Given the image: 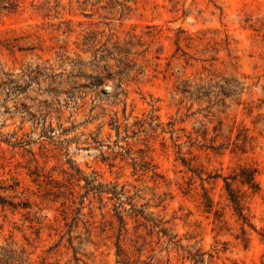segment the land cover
<instances>
[{
    "label": "rangeland",
    "instance_id": "obj_1",
    "mask_svg": "<svg viewBox=\"0 0 264 264\" xmlns=\"http://www.w3.org/2000/svg\"><path fill=\"white\" fill-rule=\"evenodd\" d=\"M240 167L260 187L233 183L244 228L224 182ZM116 184L215 264H264V0L0 2V264H124L117 225L96 245L77 238L78 262L54 248L85 187ZM104 197H83L96 226L114 213ZM135 227L129 260L191 264Z\"/></svg>",
    "mask_w": 264,
    "mask_h": 264
},
{
    "label": "trees",
    "instance_id": "obj_2",
    "mask_svg": "<svg viewBox=\"0 0 264 264\" xmlns=\"http://www.w3.org/2000/svg\"><path fill=\"white\" fill-rule=\"evenodd\" d=\"M16 0H0V2L7 3L10 6H14V2ZM136 36L133 35L131 38H135ZM133 39H131L129 42L125 43V46H133ZM87 40V38H86ZM127 49V48H125ZM127 52V51H126ZM111 54V53H110ZM98 59L95 56L96 61ZM93 64V63H92ZM125 68H123V71L131 72L134 70L135 64H130L129 62H126L124 64ZM120 67V65L118 66ZM100 75L96 77V81H99ZM95 85V84H93ZM119 95V94H118ZM116 123L117 127V133L120 135V129H121V123H119V119H116L113 121ZM126 131H128V128H126ZM144 161V159H142ZM144 163H146L144 161ZM134 169L135 174H137L138 171V164L134 163ZM142 170L144 171V168L142 166ZM256 174L257 169L250 168V167H240V172L236 173L234 175H231L229 177L224 178L225 182V189L227 193V200L229 201V204L234 212V215L237 217L238 221L241 222L242 228H244V224L247 223V218L244 215V204L243 199L244 195L240 193V190H237L233 188V183H238L243 187H247L248 190H250L253 193H256L260 190V187L258 183L256 182ZM156 176V173L153 177ZM118 185H113L110 189L104 190L102 186L98 187H89L86 186V193L84 196H82V200L80 201L81 207L77 209L76 214L77 216L73 219L72 223L69 224L68 231L60 236L59 242L54 246V248H58L59 246L63 245L64 247H67L69 250L71 249L73 252L74 259L76 262L80 261V259L77 257L79 254L80 247H76L74 245L75 240L78 238L80 239V245L83 243H95L91 238L95 235L96 237L102 236L107 230L113 229L115 225H117L118 235H117V257L121 262L124 264H164L162 262H157L154 259H147V260H136L131 261L129 258L126 257L125 251L121 245V236L123 231H127V226L129 224V221H133L136 224V229H143L146 234L150 237L156 236L158 238V243H164L166 248L172 247L178 251H184V254L182 255V258L186 261H189L191 264H215L213 262L214 254L208 251L203 250L202 248H196V247H184L180 244L181 240L177 238V235H172L169 233V229L166 227V224L168 222H164L161 218L154 217V213H146V209L148 208V204L146 205H140L138 207L137 204L134 203V200L137 196V194L133 196H127L125 191V188L122 187L120 191L117 190ZM90 193L94 194L95 197H97L101 203V209L105 208L108 205V202H104V195H107V200L112 202V208H113V215L110 220L106 219V213H102V221L99 226H96L95 221H91V219L94 218L93 210L90 208V211L88 213H83L84 209V199L83 197H88ZM75 203V202H74ZM128 206V208H127ZM205 207L207 213H211L213 210V201L208 195V191L205 190ZM215 214L218 218L221 217L220 211H215ZM90 218V219H89ZM82 223L84 227V234L86 237L84 239H81V237H74L72 236L73 230L75 228H78L79 225ZM100 231V233H99ZM244 231V229H243ZM50 250H53L50 249ZM217 253V252H216ZM16 255V253H14ZM208 257V260H207ZM13 261H19V264H25L27 260H24L21 256H13ZM41 264H46L45 262H42ZM168 264V263H167Z\"/></svg>",
    "mask_w": 264,
    "mask_h": 264
}]
</instances>
